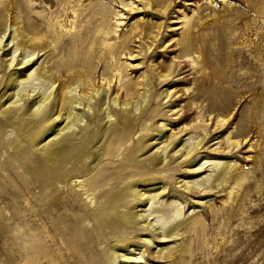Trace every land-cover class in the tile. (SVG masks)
<instances>
[{
    "label": "rangeland",
    "instance_id": "374dc122",
    "mask_svg": "<svg viewBox=\"0 0 264 264\" xmlns=\"http://www.w3.org/2000/svg\"><path fill=\"white\" fill-rule=\"evenodd\" d=\"M64 1L67 0H54L48 4L44 0H17L15 7L10 9L9 18L15 15L20 20L18 22L23 23L27 18L24 9L32 4L30 16L35 18L41 15L35 9V3L42 2L54 10L57 4ZM168 1L171 4L164 10L160 0H83L82 8L77 13L76 26L72 30L75 33L74 40L67 35L60 37L58 58H77L79 61L73 65V71L96 80L98 86L102 85L103 66L97 74L93 71L97 70L99 59L107 64L110 76L111 70L122 72L123 81L132 85L130 93L143 92L139 85L141 75L150 79L153 101L135 123L131 135L135 146L139 140L142 141L143 153L139 152L138 157H146L161 146V140L156 136L157 130L162 129L160 120L168 125V129L171 127L174 133L187 128L172 145L167 158L169 162L164 168L147 170V167L140 168L139 163L125 158L116 161L118 164L110 165L107 170L110 173L107 179L120 178L122 185L139 180L135 173L140 169H143L144 178L166 183L168 189L165 195H161L160 201H164L158 207L164 209L168 217L179 209L183 214L182 220L186 221L182 227V232L185 231L182 237L153 239L161 245L158 248L145 245V259L140 264H169V260L156 256L158 250L164 245L174 247L182 244L186 236L193 243L195 235L198 237L196 242L201 245L207 238L210 248L213 243L219 249L225 246L219 259H223L228 246L233 245L235 250L232 253L241 257L242 264H264V0ZM105 24H110L117 32L110 40L115 45L113 60L100 44L93 46V51L88 46L83 49L77 47L80 42L77 40L85 38L90 43L99 30L105 29ZM19 25L24 27V24ZM65 25L67 32L71 31L70 24L67 22ZM40 54L36 65L44 59ZM82 57L84 61H80ZM213 67L219 69L218 73ZM154 70L161 75L172 71L173 77L165 84H159ZM223 74L227 80L235 82V86L231 87L233 94L227 108L222 101L221 90L229 86L218 80ZM253 75L258 76L259 81L261 78V82H253L250 79ZM168 88L175 90V94L166 105L160 106V95ZM122 94H119L122 95L121 102L125 99V92ZM212 97L215 109L211 106ZM180 109L184 112L181 116ZM210 118L209 136L190 160H197L199 153L209 162L203 169L194 172L192 170L203 161L188 167L190 161H182L174 153L179 149L176 147L192 134L197 121L205 119L207 124ZM142 132L146 137L141 139ZM8 137L7 134L0 139V163L6 161L3 168L10 175V180L5 181L3 177L7 173H0V264H48L49 256L54 257V264H71L64 259L62 252L63 243L70 246L73 239L71 228L62 235H56L50 230L49 220L45 216H35V191L38 186L42 187L45 196L56 194L51 202L48 199L52 206L64 203L69 191L64 186L56 192L57 187L50 180L48 168L43 163L44 156L39 154L37 148L30 149L29 154L32 155L6 158V154L13 156L6 146L11 142L6 141ZM236 142L239 143L238 148L234 147ZM230 161L236 167L222 174L218 187L212 188L211 185V189H205V177L211 175L216 178L221 172L213 168V164ZM106 164L107 161L99 163L92 174ZM183 174L191 177L188 180L191 182L190 192L178 189L173 184ZM197 182L201 186H197ZM122 185L115 191L120 190ZM176 195L180 199L173 198ZM71 198L69 203L75 199ZM70 223H73L72 217L63 219L61 225ZM83 225L84 228L78 226L76 230L95 249L99 230L91 222ZM147 234L134 230L132 241L142 246L141 239L150 237ZM219 234H225V237ZM111 240L110 245L114 246Z\"/></svg>",
    "mask_w": 264,
    "mask_h": 264
},
{
    "label": "bare ground",
    "instance_id": "6f19581e",
    "mask_svg": "<svg viewBox=\"0 0 264 264\" xmlns=\"http://www.w3.org/2000/svg\"><path fill=\"white\" fill-rule=\"evenodd\" d=\"M53 1L44 0V3L50 4ZM82 1L67 0L64 1L65 3L57 4L54 10L42 2L35 3V9L41 13L35 18L30 16L33 11L32 4L24 9L27 18L20 23L18 22L20 20L14 17L15 15L9 18L10 9L15 7L17 0H0V93L2 92L0 96V139L9 135L6 141L11 140V142L6 146L13 154V156L6 154V158L9 159L19 157L16 155L25 156L29 154L32 147L37 148L39 154L44 156L43 163L45 168H48L50 180L57 187L56 192L61 191L64 186L68 189V203L66 200L64 203L53 206L49 205L48 199L50 198L51 202L56 194L51 192L52 195L45 196L41 186H38L35 191V216H45L49 220L50 230L56 235H62L70 228L73 232L70 246L66 243L62 246L63 257L66 261L71 264H140V261L145 259L146 250H143L145 245L158 248L161 245L153 239L166 240L182 237L185 233V231L182 232V227L186 221L182 220L181 210L178 209L171 217H168L166 211L158 207L164 201L161 202L160 197L165 195L168 189L166 183L144 178L143 169H140L135 173L139 180L122 185L120 178L115 179L116 181L108 180L110 173L107 170L110 169V165L118 164L116 161L125 158H128L130 162L139 163L140 168L147 167V170L155 167L164 168L169 162L167 158L172 145L182 132L187 131V128L180 130V133H174L171 127L168 129V125L160 120L162 129L157 130L156 136L158 140H161L159 143L161 146L158 145L155 152L146 157H138L137 154L143 151L142 141L138 139L139 143L135 146L131 135L135 123L153 101V84L150 79L141 75L139 85L142 86L143 92L141 94L130 93L132 85L123 81L122 72L111 70L112 75L110 76L107 64L99 59L97 70L93 71L97 74L98 69L103 66L102 85L98 86L96 80H91L88 76L76 74L73 71V65L79 61L77 58H58L60 37L67 35L74 40L75 33L72 30L76 26L75 21L79 8H82ZM160 3L165 7L164 10L171 4L168 0H160ZM67 22L71 28L68 32L67 25H65ZM19 24H24V27ZM105 26V29L99 30L93 36L91 44L88 39H76L80 41L77 47L83 49L88 46V49L93 51V46L100 44L105 47V51L113 60L115 45L111 44L110 40L117 32L110 24H105ZM39 54L44 59L36 65ZM99 56L101 57V54ZM49 58L52 61H47ZM80 61H84V58L82 57ZM230 66H227V69L231 70ZM218 70H216L217 73ZM67 72L69 74H66ZM154 75L159 84H165L173 77L172 71L167 75H161L154 70ZM250 79L253 82L259 81L258 76L255 75ZM218 80L229 86L221 90L223 92L222 101L225 102L227 108L233 94L231 87L235 86V82L227 80L224 74ZM239 81L242 80H237ZM123 92H125V99L121 102ZM174 94L175 90L168 88L161 93L158 104L166 105ZM7 95L10 97H6ZM210 102L212 108L215 109L216 104H214L213 97ZM180 112V116L184 114L182 109ZM207 120V124L205 119L195 123L192 134L182 145L177 144L176 148L179 149L175 150L174 155L179 156L182 161H190L192 156L196 155L209 136L208 126L211 118ZM142 133L141 139L146 137V134ZM227 140L230 139L227 138ZM234 147L238 148L239 143ZM134 155L135 158H133ZM103 161H107L106 166L92 174L96 166ZM5 162L0 163V173H7L3 177L7 181L10 180V175L3 168ZM208 162L206 157L198 153L197 160L190 161L188 167L198 164L199 167L192 171H200ZM235 167L236 164H232L231 161L214 163L213 168L221 172L219 171L220 174H217L216 178L211 175L206 176L207 186L204 188L211 189V185L212 188L218 187L222 174ZM189 178L191 177L183 174L178 176L173 184L178 189L183 188L184 191L190 192ZM120 184L122 185L120 190L115 191ZM195 184L201 186L198 182ZM71 197L75 199L69 203V199H73ZM173 198L180 199V196L176 195ZM70 217L73 219L72 224L61 225L63 219ZM90 222L94 223L99 230V241L95 249L88 245L81 232L76 230L78 226L84 228L83 224L89 225ZM134 230L138 233H148L146 236H150L143 238L144 240L141 239L142 246L132 241L134 237L131 234H134ZM219 235L225 237V234ZM197 238V235L193 236L195 241L192 243L186 236V241L183 240L182 244L174 247L164 245L158 250L156 256L159 259L169 260V264H242L241 257L232 253L235 246L229 245L224 258L219 259L222 251L226 249L225 246L219 249L216 243H213L210 248V241L207 238L202 245L196 242ZM111 239L115 243L114 246L110 245ZM54 260L53 256H49L47 263L54 264ZM145 264L148 263L145 262Z\"/></svg>",
    "mask_w": 264,
    "mask_h": 264
}]
</instances>
